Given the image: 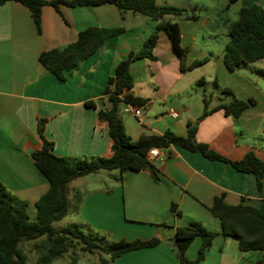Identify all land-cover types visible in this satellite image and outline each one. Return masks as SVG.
<instances>
[{
    "label": "crops",
    "instance_id": "obj_1",
    "mask_svg": "<svg viewBox=\"0 0 264 264\" xmlns=\"http://www.w3.org/2000/svg\"><path fill=\"white\" fill-rule=\"evenodd\" d=\"M251 3L264 8V0H237L234 3L215 0L212 4L188 0L186 4L192 10L189 13L195 14L196 18H171L178 23L181 45L187 49L185 64L209 56L203 64L181 71L180 57L163 31L158 33L153 49L155 59L141 58L131 63L134 79L131 91L147 100L142 106V122L132 115L137 121L121 118L133 140L141 134H161L165 130L185 136L186 123L193 122L197 127L196 140L208 144L218 153L240 159L252 150L264 160V100L256 98V84L248 76L233 81L231 75H235L240 67L228 70L222 54L194 49L196 35L203 39L208 32L226 30L227 24L234 20L229 16H238V10ZM158 4L184 8L188 12L187 5L177 6L173 0H158ZM200 9L212 12L211 18L199 16L197 10ZM90 26L124 27L125 30L105 40L78 69L65 72V81H59L39 62L40 52L74 42L78 32ZM154 29L155 21L131 11L121 13L112 3L60 4L58 9L45 4L41 9V30L38 32L25 5L15 0L0 4V180L11 193L27 203L30 219H35V202L49 186L47 178L30 157L41 145L37 117L48 119L44 135L53 142L54 154L108 155L107 123L98 117L99 110L110 107L104 94L107 79L113 75L116 64L129 52L138 51ZM201 29L204 32L198 33ZM211 62L210 69L203 72L205 65ZM204 76L209 82L216 80L220 87H234V97L253 98L254 103L237 117L216 110L199 118L204 110V94L199 97L196 94L195 101L175 111L177 117L173 118L170 113L174 109L168 106V98L186 92L191 83L197 84V80H201L199 85L206 84ZM219 99L222 101L213 103L208 99V107L229 102L232 96ZM87 101L94 105H86ZM160 152L161 155L151 161L158 180L147 170L126 169L112 183L74 188L71 198L68 193V199L75 206L70 212L74 216L68 224L93 234H107L111 236L109 241L160 239L154 246L123 253L110 264H179L170 239L176 227L192 220L217 232L199 264H254L259 259L264 264V250H240L233 236L221 233L219 219L209 211L214 197L221 193L227 204L260 206L264 199V177L259 194L253 173L237 171L228 163L209 160L198 152L176 145ZM172 203L176 204L179 214L170 209ZM200 245L201 238L195 237L185 251L186 257L194 259ZM51 264L69 263L60 259Z\"/></svg>",
    "mask_w": 264,
    "mask_h": 264
},
{
    "label": "trees",
    "instance_id": "obj_2",
    "mask_svg": "<svg viewBox=\"0 0 264 264\" xmlns=\"http://www.w3.org/2000/svg\"><path fill=\"white\" fill-rule=\"evenodd\" d=\"M8 0H0V4ZM25 5L31 12L37 31L41 30V9L50 4L56 9L60 4L99 5L114 4L121 13L131 11L144 15L155 21V29L144 40L141 48L121 59L115 66L113 75L109 76L104 88V94L110 102L108 109L99 110L98 117L107 123L110 137V153L103 156H59L53 153V142L44 135L46 117H37V133L41 140L38 150L31 152L30 157L35 166L43 173L49 182L47 191L35 202L36 216L30 219L27 213V203L11 193L0 180V264H27V255L19 244L32 241L35 258L31 264H51L55 260L65 259L69 264H78L81 255L98 254L99 264H110L121 254L158 244L160 239L152 237L142 239H119L105 243L104 235L88 234L78 226L55 228L53 222L61 219L74 209L68 199L67 186L72 180L99 170L116 169L119 173L126 169L133 171L147 170L155 180H158L156 168L147 158V152L152 147L160 150L176 145L192 152H198L209 160H219L228 163L235 170L253 173L256 187L261 194L264 177V160L254 151H247L240 159H230L199 142L195 138L196 124L186 123V135H177L170 130L161 134H141L133 140L126 132L119 111L123 103L134 106H144L146 99L135 95L131 88L134 85L130 71L131 63L137 59H155L153 49L158 40V33L163 31L169 37L173 49L180 57V69L184 71L203 64L209 56L186 65L184 60L187 49L181 45V32L178 23L171 19L185 15L196 18L186 9L158 4V0H15ZM237 0H229L234 3ZM124 27H86L78 32L74 42L61 48H51L39 54V62L61 82L65 81V72L72 73L80 64L95 53L108 38L123 32ZM226 31L229 40L226 42L222 61L224 66L232 71L241 65H246L264 58V8L258 3L241 7L237 19L227 24ZM211 55V54H210ZM264 76V70L259 69ZM201 80H197V84ZM215 87L219 86L213 81ZM220 91L232 96L229 102H222L209 108L208 99L204 95V110L199 116L203 118L212 111L221 110L224 115L237 117L254 103L253 98L238 99L230 88L222 87ZM86 105H94L87 101ZM121 178L119 177L118 180ZM170 209L179 214L176 204ZM211 214L221 223V233L233 236L240 250H264V199L260 206L246 204H227L224 193L217 195L209 207ZM217 232L208 229L201 222L192 220L184 226L176 227L174 236L170 239L179 264H199L205 256ZM195 237L201 238V245L194 259L185 255L187 247ZM105 254L108 259L102 257ZM262 259L254 264H261Z\"/></svg>",
    "mask_w": 264,
    "mask_h": 264
},
{
    "label": "rangeland",
    "instance_id": "obj_3",
    "mask_svg": "<svg viewBox=\"0 0 264 264\" xmlns=\"http://www.w3.org/2000/svg\"><path fill=\"white\" fill-rule=\"evenodd\" d=\"M174 4L179 6V5H187V9L189 13L191 10V8L188 6V0H173ZM197 1H203V0H197ZM206 2H208L209 4H212V2H214L215 0H204ZM197 13L199 16H208V18H211L210 16H212V12L208 13L207 11H205L204 9H200L197 10ZM142 16V15H141ZM185 15L180 16L184 17ZM230 18H234L237 19L236 14L230 15ZM217 28V27H216ZM215 28V29H216ZM187 31V30H186ZM204 32V30L202 31V29L200 31H198V33H202ZM208 34H205V38H201V36L198 34L196 35V44L194 46L195 51H199V49L201 50H205L208 49L210 51H212L214 54H218L219 56L222 54L224 46L226 44V42L229 40V35L227 33V31L225 29H216L214 32H208ZM207 47V48H206ZM213 62V61H212ZM211 63L205 65L204 69H202V71H207L208 69H210ZM257 69H263L264 70V59H260L258 61H255L253 63L250 64H246V65H241L239 69H236V73L235 75H231L233 78V81L237 80V79H243L245 76H248L252 79L253 83L256 84V91H255V96L257 99L260 100H264V76L257 71ZM212 71V70H211ZM195 72V71H193ZM219 78V77H218ZM150 79V78H149ZM203 79H205L207 82L204 85H199V84H194L191 83L189 86V89L181 94L178 95H172L168 98V101L170 102V104L168 106H171L172 109H174V111H178L181 109V107L183 105H185L186 103H193L195 101V98H197L201 95L204 94L207 99H210V102H214V101H222V99L219 98H223V97H227V95L223 94L220 89L222 87L217 86L215 87L213 85V82H209V78H207L206 76L203 77ZM218 83V82H217ZM188 85V84H187ZM219 85V84H218ZM217 89H215V88ZM219 89V91H218ZM232 91H234V87H231ZM195 90H197L198 92H195ZM197 94V95H196ZM231 97V96H228ZM195 107V106H194ZM156 105H155V109H156ZM196 109H199L196 107ZM156 114V113H155ZM158 115V114H156ZM119 116L120 118L124 117V118H130L133 121H137L135 118H133L130 114L128 113H124L121 110L119 111ZM264 144V142H263ZM112 176H111V175ZM119 175V171L116 169L113 170H99L93 173H89L87 175L81 176L79 178H76L74 180H72L71 182H69L67 189H68V193H69V198L72 197V191L74 190V188H78L81 186H93V185H101L104 182L105 183H112L114 182L116 179V177ZM115 177V178H113ZM70 202V200H69ZM71 205L73 202H70ZM71 216H74L71 213H68L67 215H65L64 217H62L59 220H56L53 222V226L55 228H61V227H66L69 226L68 222L71 219ZM85 233H90L93 234L92 231H87L84 230ZM104 235V234H103ZM106 240L105 243H110L112 241H116V240H107V239H111V236H107L104 235ZM108 241V242H107ZM32 241H25V242H21L19 244L20 249L27 255V264H31L35 258V252L33 251V246H32ZM99 256L98 254H82L81 255V260L80 263L78 264H99ZM102 257L108 259V256L103 254Z\"/></svg>",
    "mask_w": 264,
    "mask_h": 264
},
{
    "label": "built area",
    "instance_id": "obj_4",
    "mask_svg": "<svg viewBox=\"0 0 264 264\" xmlns=\"http://www.w3.org/2000/svg\"><path fill=\"white\" fill-rule=\"evenodd\" d=\"M122 111L124 113H128L130 115H132L133 117H135L139 122H142V118H141V115H142V106H134L130 103H123V106H122ZM170 115L173 117V118H176L177 117V112L175 111H172L170 113ZM161 155V152H160V149L157 148V147H152L148 150L147 152V158L152 161L154 160L155 158L159 157Z\"/></svg>",
    "mask_w": 264,
    "mask_h": 264
}]
</instances>
